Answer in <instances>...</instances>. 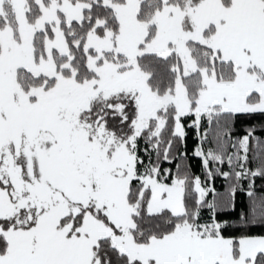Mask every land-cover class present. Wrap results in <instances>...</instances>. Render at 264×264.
Segmentation results:
<instances>
[{
	"label": "snow or ice",
	"instance_id": "obj_1",
	"mask_svg": "<svg viewBox=\"0 0 264 264\" xmlns=\"http://www.w3.org/2000/svg\"><path fill=\"white\" fill-rule=\"evenodd\" d=\"M0 264H264V0H0Z\"/></svg>",
	"mask_w": 264,
	"mask_h": 264
}]
</instances>
